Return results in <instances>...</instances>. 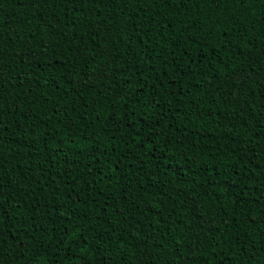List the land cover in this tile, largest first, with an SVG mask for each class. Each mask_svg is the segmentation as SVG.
<instances>
[{"label": "trees", "instance_id": "16d2710c", "mask_svg": "<svg viewBox=\"0 0 264 264\" xmlns=\"http://www.w3.org/2000/svg\"><path fill=\"white\" fill-rule=\"evenodd\" d=\"M45 261L264 264V0H0V264Z\"/></svg>", "mask_w": 264, "mask_h": 264}, {"label": "snow or ice", "instance_id": "6c2138e0", "mask_svg": "<svg viewBox=\"0 0 264 264\" xmlns=\"http://www.w3.org/2000/svg\"><path fill=\"white\" fill-rule=\"evenodd\" d=\"M72 2L75 3V0H72ZM141 87H143V85ZM133 115H134V113H133ZM149 144H150V141H149ZM149 150H151V148H149ZM78 236H81V234L80 233H76V235L70 236L69 237V243H74L77 240ZM59 243H63V239L61 241H59ZM84 243H87V241L85 240ZM44 264H48V262L45 261Z\"/></svg>", "mask_w": 264, "mask_h": 264}]
</instances>
